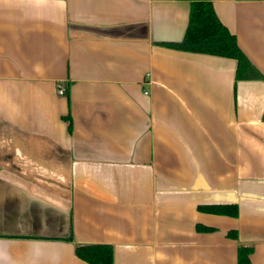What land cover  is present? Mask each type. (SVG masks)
Here are the masks:
<instances>
[{
  "label": "crops",
  "instance_id": "obj_1",
  "mask_svg": "<svg viewBox=\"0 0 264 264\" xmlns=\"http://www.w3.org/2000/svg\"><path fill=\"white\" fill-rule=\"evenodd\" d=\"M210 1L258 80L185 0H0V264H264V0Z\"/></svg>",
  "mask_w": 264,
  "mask_h": 264
},
{
  "label": "trees",
  "instance_id": "obj_2",
  "mask_svg": "<svg viewBox=\"0 0 264 264\" xmlns=\"http://www.w3.org/2000/svg\"><path fill=\"white\" fill-rule=\"evenodd\" d=\"M190 4L188 22L183 38L176 43L160 45L183 52L232 59L236 62L235 81H251L261 78L259 72L250 63L237 45L236 37L218 19L210 0H185ZM264 120V113L262 116ZM200 210L218 215L235 217V205H216L200 207ZM199 231L209 228L197 226ZM236 239V231L228 232ZM66 241H72L71 235ZM75 255L88 264H114V251L111 245L89 244L75 245ZM251 247L241 246L237 252V264H250Z\"/></svg>",
  "mask_w": 264,
  "mask_h": 264
},
{
  "label": "built area",
  "instance_id": "obj_3",
  "mask_svg": "<svg viewBox=\"0 0 264 264\" xmlns=\"http://www.w3.org/2000/svg\"><path fill=\"white\" fill-rule=\"evenodd\" d=\"M58 93H59V94H63V91H62L61 88L58 89Z\"/></svg>",
  "mask_w": 264,
  "mask_h": 264
}]
</instances>
